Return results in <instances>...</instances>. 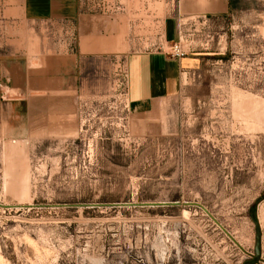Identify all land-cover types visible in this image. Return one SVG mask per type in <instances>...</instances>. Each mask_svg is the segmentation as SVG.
<instances>
[{"label":"rangeland","instance_id":"rangeland-1","mask_svg":"<svg viewBox=\"0 0 264 264\" xmlns=\"http://www.w3.org/2000/svg\"><path fill=\"white\" fill-rule=\"evenodd\" d=\"M132 6L150 51L171 6ZM182 37L203 61L153 106L128 103L125 56L54 108L0 94V264H264V0Z\"/></svg>","mask_w":264,"mask_h":264},{"label":"crops","instance_id":"crops-1","mask_svg":"<svg viewBox=\"0 0 264 264\" xmlns=\"http://www.w3.org/2000/svg\"><path fill=\"white\" fill-rule=\"evenodd\" d=\"M134 1L123 0L122 12L104 15L84 12L78 0H0V94L28 103L44 100L53 107L55 100L79 92L85 64L125 56L128 103L142 109L175 96L182 76L195 72L203 61L200 51L180 59L166 54L178 40V28L202 19L221 24L233 0H175L161 22L162 51L135 48ZM64 20L76 33L75 52L45 34L47 23Z\"/></svg>","mask_w":264,"mask_h":264},{"label":"built area","instance_id":"built-area-1","mask_svg":"<svg viewBox=\"0 0 264 264\" xmlns=\"http://www.w3.org/2000/svg\"><path fill=\"white\" fill-rule=\"evenodd\" d=\"M170 4L171 8L175 5V0H167ZM79 5L82 10L87 13L92 14H104V15H113L124 10L125 4L123 0H78ZM201 24H209L207 19L200 20ZM183 26L180 25L178 28V40L172 43L170 46L166 48V54L180 59L183 56L190 53V51H184L182 44V34H183ZM45 34L47 38H49L56 45L62 46L67 52H75L77 47V36L74 30L72 29V23L68 20H64L58 22L57 24H49L45 25ZM151 50L152 47L154 50L162 51L161 42L153 43L150 45ZM149 49V48H147ZM123 84L124 94H127V73H125Z\"/></svg>","mask_w":264,"mask_h":264},{"label":"water","instance_id":"water-1","mask_svg":"<svg viewBox=\"0 0 264 264\" xmlns=\"http://www.w3.org/2000/svg\"><path fill=\"white\" fill-rule=\"evenodd\" d=\"M252 220L254 221V216L251 215ZM256 226V241L254 247V255H253V263H257L261 259V234H260V226L257 221H254Z\"/></svg>","mask_w":264,"mask_h":264},{"label":"trees","instance_id":"trees-1","mask_svg":"<svg viewBox=\"0 0 264 264\" xmlns=\"http://www.w3.org/2000/svg\"><path fill=\"white\" fill-rule=\"evenodd\" d=\"M251 214L254 216V221H256V215H255V212H254V207L251 208Z\"/></svg>","mask_w":264,"mask_h":264}]
</instances>
